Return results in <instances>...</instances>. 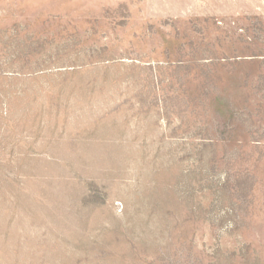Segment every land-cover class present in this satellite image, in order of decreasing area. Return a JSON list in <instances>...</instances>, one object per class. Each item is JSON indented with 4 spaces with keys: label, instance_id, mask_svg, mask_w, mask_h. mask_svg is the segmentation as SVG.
<instances>
[{
    "label": "rangeland",
    "instance_id": "rangeland-1",
    "mask_svg": "<svg viewBox=\"0 0 264 264\" xmlns=\"http://www.w3.org/2000/svg\"><path fill=\"white\" fill-rule=\"evenodd\" d=\"M0 264H264V0H0Z\"/></svg>",
    "mask_w": 264,
    "mask_h": 264
}]
</instances>
